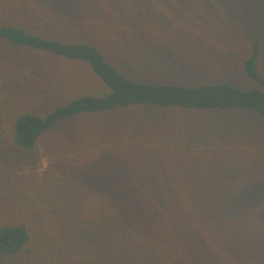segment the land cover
Instances as JSON below:
<instances>
[{
  "label": "rangeland",
  "instance_id": "obj_1",
  "mask_svg": "<svg viewBox=\"0 0 264 264\" xmlns=\"http://www.w3.org/2000/svg\"><path fill=\"white\" fill-rule=\"evenodd\" d=\"M76 4L69 11H79L87 24L76 32L78 39L100 47L130 79L264 89V83L243 68L256 43L264 79V0H79ZM68 35L57 28L49 36ZM2 46L16 57L28 52ZM37 55L54 70L71 73L60 93L47 100L50 108L83 94L107 92L86 64ZM142 111L145 117L160 119L159 111ZM185 115L194 122L192 130L204 134L187 160L194 163V158L205 155L207 164L200 169L198 182L190 185L186 162L178 160L173 167L177 178L184 174L171 182L183 191L186 209V225L178 229L184 230L179 255L172 256L168 248L158 252L141 236L126 251L118 244L102 243L101 238L81 237L84 227L91 229V236L99 235L91 223L103 218V206L96 198H84L81 204L71 200L52 174L55 154L41 140L32 150L0 149V222L5 218L23 222L32 233L27 250L7 258L5 264H264V117L247 110Z\"/></svg>",
  "mask_w": 264,
  "mask_h": 264
},
{
  "label": "trees",
  "instance_id": "obj_2",
  "mask_svg": "<svg viewBox=\"0 0 264 264\" xmlns=\"http://www.w3.org/2000/svg\"><path fill=\"white\" fill-rule=\"evenodd\" d=\"M78 1L0 0V149L32 150L41 140L48 142L55 154L52 174L64 192L78 204L96 198L103 206V218L91 223L99 235L91 236V229L84 227L81 237L101 238L126 251L141 236L158 252L168 248L177 256L184 246V230L178 229L186 225V209L183 191L171 185L184 174L177 178L173 167L178 160L186 162L190 185L198 182L207 164L205 155L194 163L187 160L204 134L192 130L194 122L185 114L247 110L264 117V89L130 79L100 47L78 39L76 32L87 25L79 11H69ZM57 28L70 35L51 38ZM2 44L28 52L16 57ZM37 54L86 64L107 92L83 94L50 108L47 100L60 93L71 73L54 70ZM259 57L255 43L243 68L264 83ZM153 109L160 119L144 116L142 110ZM5 219L0 222V264L25 252L32 238L25 223Z\"/></svg>",
  "mask_w": 264,
  "mask_h": 264
}]
</instances>
